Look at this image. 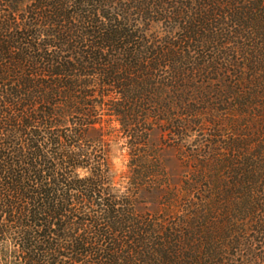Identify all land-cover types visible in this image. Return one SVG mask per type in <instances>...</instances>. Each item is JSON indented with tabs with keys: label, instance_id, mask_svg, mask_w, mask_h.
Listing matches in <instances>:
<instances>
[{
	"label": "trees",
	"instance_id": "16d2710c",
	"mask_svg": "<svg viewBox=\"0 0 264 264\" xmlns=\"http://www.w3.org/2000/svg\"><path fill=\"white\" fill-rule=\"evenodd\" d=\"M0 264H264V0H0Z\"/></svg>",
	"mask_w": 264,
	"mask_h": 264
},
{
	"label": "rangeland",
	"instance_id": "374dc122",
	"mask_svg": "<svg viewBox=\"0 0 264 264\" xmlns=\"http://www.w3.org/2000/svg\"><path fill=\"white\" fill-rule=\"evenodd\" d=\"M115 126L117 129H119V125L115 124ZM115 134H116L114 136L115 138L120 135L118 131ZM160 137L161 135L159 133H154L151 136L150 141L154 145V147L161 144ZM126 146L127 145L125 143V140L117 139L112 143L111 156H110V160L112 164V172L115 176L114 179L115 186L117 187V189H120L122 192L126 191L131 174L129 168L130 154ZM161 154H162V159H164L165 161L167 160L169 162L170 164L169 169H171L174 172L175 176H177V174L179 173L180 165L176 158L177 156L176 153L163 150ZM141 196H142L141 198L146 200H144L143 204L139 205V209L144 212L154 211V208L157 205L155 199L151 195H149L147 191H143Z\"/></svg>",
	"mask_w": 264,
	"mask_h": 264
}]
</instances>
